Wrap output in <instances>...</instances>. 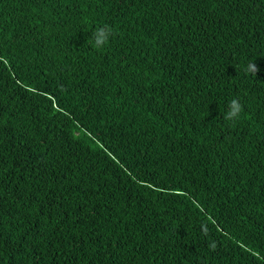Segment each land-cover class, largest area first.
I'll return each instance as SVG.
<instances>
[{"label": "trees", "instance_id": "1", "mask_svg": "<svg viewBox=\"0 0 264 264\" xmlns=\"http://www.w3.org/2000/svg\"><path fill=\"white\" fill-rule=\"evenodd\" d=\"M0 264H264V0H0Z\"/></svg>", "mask_w": 264, "mask_h": 264}, {"label": "clouds", "instance_id": "2", "mask_svg": "<svg viewBox=\"0 0 264 264\" xmlns=\"http://www.w3.org/2000/svg\"><path fill=\"white\" fill-rule=\"evenodd\" d=\"M113 36H114V29L110 25L104 24L96 27L92 31V36L88 39L87 43L91 42L92 46H94L96 49H103L105 46H107L110 43ZM244 71L253 76H256L257 73L259 72V68L255 63V60L249 61L245 66ZM227 108H228L227 112L223 113V118L226 121H230V122L238 121L241 117V114L244 111V106L242 105L239 99H232L231 101H229ZM202 232L204 233L205 236L208 235L207 228L204 225H202ZM209 247L214 249L215 244L211 243L209 244Z\"/></svg>", "mask_w": 264, "mask_h": 264}]
</instances>
